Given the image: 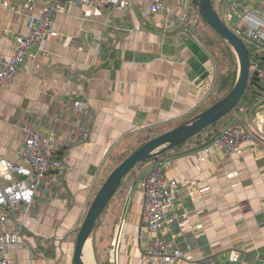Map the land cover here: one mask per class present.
<instances>
[{"label": "crops", "instance_id": "0c3cea01", "mask_svg": "<svg viewBox=\"0 0 264 264\" xmlns=\"http://www.w3.org/2000/svg\"><path fill=\"white\" fill-rule=\"evenodd\" d=\"M6 1L10 7H0L3 58L14 54L16 35L30 32L33 16L47 3L37 0L30 11L25 0ZM151 1L67 3L54 16L59 35L34 46L17 75L0 90V156L17 162L16 149L27 138L21 126L29 124L43 134L60 135L56 154L64 164L63 171L38 189L30 211L21 209L23 241L30 248H9L7 256L14 264H73L81 223L120 160L147 138L213 105L218 75L210 51L213 35L198 20L197 6L190 0L189 17L181 24L166 14L147 12ZM225 1L222 18L230 28L241 24L245 12L264 21V0H234L239 4L229 7ZM164 2L182 5V0ZM261 76L264 80V72ZM74 100L86 103V117H78ZM236 110L245 111L243 124L257 142L244 146L242 156L210 146L230 114L238 113L233 111L212 140L205 142L209 128L204 129L159 158L175 161L166 177L182 182L173 208L200 225L189 231L170 222L162 231L167 241L191 251L192 261L176 264H264V132L259 130H264V95ZM78 119H87V134L74 127ZM69 137L74 143L65 142ZM154 161L136 166L122 180L93 235L90 264H144L148 233L137 236L136 231L143 226L141 184ZM107 241L112 245L105 250ZM232 251L240 252L236 262L228 259Z\"/></svg>", "mask_w": 264, "mask_h": 264}, {"label": "built area", "instance_id": "2783aa9c", "mask_svg": "<svg viewBox=\"0 0 264 264\" xmlns=\"http://www.w3.org/2000/svg\"><path fill=\"white\" fill-rule=\"evenodd\" d=\"M35 1V0H31ZM66 0H49L47 6L42 9L38 15L32 18V27L28 34L24 35L25 43L30 50L36 43L40 45L48 38H54L59 33L54 29V16L61 11V4ZM77 1V0H68ZM88 3L87 0H81ZM128 5L133 6L131 2ZM33 9V6L30 7ZM147 11L153 13H163L172 17L174 9L165 6L161 0H155L146 7ZM180 23H185L183 18L179 19ZM191 30H185L189 33ZM263 29L258 26H253L248 29V39L256 43L257 33L262 32ZM263 44V43H262ZM25 58L14 55L12 58H3L0 56V88L8 86L10 81L15 77L19 65H21ZM84 102L81 100L74 101V108L77 113L82 112V117L86 114L84 109ZM235 111V110H234ZM82 118V120H83ZM233 118L240 119L241 112L233 114ZM76 124H74V127ZM21 130L28 138L24 146L18 148L17 162H12L0 156V227H11V230L0 229V241H4L1 246L0 242V264H14L7 256L6 247L15 246L20 247L24 245L23 242V216L20 206L24 199L34 203L38 189L43 186V178L46 175H54L55 172L50 171V167H57L62 169L64 164L62 159L50 151L45 143L50 136L41 133L35 127L29 124H23ZM50 135V134H49ZM264 142V137H263ZM257 145L256 139L252 133L246 131L241 126L234 128L229 124L223 132L213 141V147H217L219 151L233 152L240 144ZM40 156L37 158L41 163L33 167L28 161L27 156ZM171 164V162L169 163ZM166 162L158 161L156 165L148 173L143 183V213L141 214L142 224L141 228H146L150 234L147 244L143 248L144 263L145 264H166L168 262L179 263V261H192L193 256L191 251H184L180 246L167 241L162 237V231L168 223L174 222L183 230L194 231L200 228V225H193L191 219L186 212H180L173 208L174 197L180 183L173 181L166 177L165 167ZM54 173V174H53ZM155 175L156 179L151 180ZM161 189L163 192V199L156 204V209L151 207L154 201L155 189ZM27 195V196H25ZM156 212V216H155ZM16 229L14 232L13 230ZM239 258L238 251H232L230 261H236ZM119 264V263H115Z\"/></svg>", "mask_w": 264, "mask_h": 264}, {"label": "water", "instance_id": "95a60500", "mask_svg": "<svg viewBox=\"0 0 264 264\" xmlns=\"http://www.w3.org/2000/svg\"><path fill=\"white\" fill-rule=\"evenodd\" d=\"M203 21L211 26L236 52L239 73L232 89L218 102L203 110L191 122L161 133L140 146L109 174L92 200L78 231L73 264H87L83 259L86 242L95 232L108 202L124 176L137 164L183 144L187 139L231 113L243 96L251 74V55L244 40L234 33L215 10L212 0H194Z\"/></svg>", "mask_w": 264, "mask_h": 264}, {"label": "bare ground", "instance_id": "6f19581e", "mask_svg": "<svg viewBox=\"0 0 264 264\" xmlns=\"http://www.w3.org/2000/svg\"><path fill=\"white\" fill-rule=\"evenodd\" d=\"M36 1L37 0H35L34 2L33 1H31V0H25V2L27 3V7H28V9L30 10V11H32L33 9H34V5H35V3H36ZM88 1V3H84V2H82L81 0H77V1H68V0H66V1H64L62 4H61V10L65 7V5L67 4V3H70V4H84V5H90V4H92V0H87ZM155 0H152V2H154ZM48 2H49V0H47V3H46V6H47V4H48ZM159 2H160V0H159ZM161 2L165 5V6H168V7H172L173 9H174V13H173V15H172V19H177V20H179L180 18H183L184 20H187L188 19V17H189V3H190V0H182V5L181 6H170V5H168V4H166L165 2H164V0H161ZM193 2H194V0H193ZM213 3V2H212ZM232 3H235L234 2V0H232V2H231V4ZM194 4L196 5V3L194 2ZM239 3L237 2V3H235V5H238ZM31 6H33V9H30V7ZM45 6V7H46ZM197 6V5H196ZM214 6V5H213ZM0 7H5V8H9L10 7V3L8 2V1H6V0H0ZM44 7V8H45ZM43 8V9H44ZM197 8H198V6H197ZM215 8V7H214ZM12 10H14L13 8H11ZM216 10V9H215ZM41 11V10H40ZM39 11V12H40ZM217 11V10H216ZM218 13V12H217ZM197 14H198V16L200 17V19L201 20H203L202 18H201V16H200V14H199V8H198V11H197ZM219 14V13H218ZM230 14V16H232L231 15V13H229ZM220 16V15H219ZM241 19H242V22H241V24L240 25H242V26H236V27H233V28H230L228 25V27L234 32V33H236L239 37H241L243 40H244V42L246 43H248V44H250V45H252L253 47H256L259 51H261L262 53H264V21L263 20H261V19H259L258 18V16L256 15V16H254V15H252L250 12H245V13H243V15L241 16ZM224 21V20H223ZM225 22V21H224ZM226 23V22H225ZM54 26V25H53ZM253 26H258V27H260V28H262L263 29V31L262 32H260V33H257V36H256V43H254V42H252V41H250L249 39H248V36H247V31H248V29L249 28H251V27H253ZM55 29V28H54ZM215 31V30H214ZM216 32V31H215ZM217 33V32H216ZM218 34V33H217ZM26 35V34H25ZM219 35V34H218ZM220 36V35H219ZM221 37V36H220ZM222 38V37H221ZM223 39V38H222ZM16 44H15V51H14V54L11 56V57H8V58H12L14 55H17V56H19V57H22V58H24V57H27L28 56V54H29V51L30 50H28V48H27V46H26V43H25V39H24V35H16ZM263 43V44H262ZM247 45V44H246ZM235 51V50H234ZM235 54H236V52H235ZM237 56V55H236ZM26 59V58H25ZM238 59V58H237ZM238 63H239V60H238ZM17 73H18V71H17ZM17 73L15 74V76L17 75ZM249 83V82H248ZM247 86H248V84H247ZM2 89H4V88H0V90H2ZM246 89H247V87H246ZM246 91V90H245ZM245 93V92H244ZM244 95V94H243ZM242 98V97H241ZM221 100V99H220ZM241 100V99H240ZM218 102V101H217ZM240 102V101H239ZM215 104V103H214ZM239 104V103H238ZM237 104V105H238ZM237 107V106H236ZM235 107V108H236ZM235 111H238V110H235ZM244 115H245V112H241V118L240 119H237V118H233V116H231V114H230V116L228 117L229 119L227 120V123H226V125H225V127L222 129V131L219 133V135L223 132V130L227 127V125L229 124L230 126H232V127H234V128H240L241 126L243 127V129L244 130H246V131H248V132H250V133H252L253 134V136L255 137V139H256V135H255V133L253 132V131H250V130H248L247 128H245V126H244V124H243V121H244ZM227 116V115H226ZM193 119H194V117H193ZM193 119H191V120H189L188 122H191ZM221 120V119H220ZM187 122V123H188ZM218 122V121H217ZM79 128L80 127H83L84 129H83V131H85V133L87 134V132L89 131L88 130V127H87V125L86 124H84L83 123V121L82 120H80V119H78V121H75L74 122ZM182 124H184V123H182ZM181 124V125H182ZM214 124V123H213ZM180 126V125H179ZM210 126V125H209ZM178 127V126H177ZM208 127V126H207ZM207 127H205L204 129H206ZM203 129V130H204ZM202 130V131H203ZM260 130V132L261 133H263L264 132V130H262V129H259ZM202 131H200V132H198L197 134H199V133H201ZM197 134H195V135H193V136H196ZM46 135H48V136H50V138L45 142V143H42V145H46L47 146V148L50 150V151H52L54 154H56V144H57V142H58V140H59V137H60V135H56V133L55 132H51L50 133V135L49 134H46ZM218 135V136H219ZM192 136V137H193ZM217 136V137H218ZM216 137V138H217ZM27 138H28V136H27ZM27 138H26V140H27ZM191 138V137H190ZM189 138V139H190ZM215 138V139H216ZM189 139H187V140H189ZM214 139V140H215ZM26 140H25V142H26ZM65 140V139H64ZM75 140V139H74ZM73 139H70V137L69 138H67V140H65V142L66 143H74L73 141H74ZM186 140V141H187ZM213 140V141H214ZM185 141V142H186ZM184 142V143H185ZM25 145V143L22 145V146H24ZM182 145V144H181ZM180 146V145H179ZM210 146H212L213 147V142L211 143V145ZM244 146H252L251 144H248V143H245V144H240V145H238L237 146V148H234L233 150V152H231V153H228L227 151H221V152H224V153H226V154H235V155H238V156H242V154H243V148H244ZM20 147V146H19ZM178 147V146H177ZM18 148V147H17ZM174 148H176V147H174ZM216 151H219V149L215 146V147H213ZM173 149V148H172ZM170 150V149H169ZM168 151V150H167ZM166 151V152H167ZM16 153L18 154V149H16ZM165 153V152H164ZM163 154V153H162ZM161 154V155H162ZM58 155V154H57ZM160 156V155H159ZM159 156H158V158H153V159H155V161H154V164H153V166H152V168L156 165V163L158 162V161H163V162H166L167 163V166L165 167V175H166V170H167V167H170V166H172V165H174V163H175V161L174 160H162V159H159ZM37 158H40V156H34V155H29V156H27V159H28V161L31 163V165L33 166V167H35L36 165H38L39 163H41V161H39ZM126 159V158H125ZM151 159V158H150ZM202 160H205V158L204 157H202L201 158ZM148 159H146L145 161H147ZM145 161H143V162H145ZM171 162V164H169ZM142 163V162H141ZM134 168V167H133ZM132 168V169H133ZM151 168V169H152ZM63 169H64V166H63V168L62 169H58L57 167H50V171L51 172H58V173H60L61 171H63ZM131 169V170H132ZM130 170V171H131ZM129 171V172H130ZM128 172V173H129ZM127 173V174H128ZM126 174V175H127ZM235 173L233 172V173H230L229 174V177H232L233 175H234ZM125 175V176H126ZM125 176H124V178H125ZM52 177V175H46L44 178H43V181L45 182V181H47V179L48 178H51ZM123 178V179H124ZM122 179V180H123ZM156 179V176L155 175H153L152 177H151V180H155ZM171 180H173V181H178V183H182L181 182V179L179 178V177H173V178H171ZM122 182V181H121ZM119 188V187H118ZM118 190V189H117ZM117 190H116V192H117ZM116 192H115V194H116ZM114 194V195H115ZM163 192H162V190L161 189H155V195H154V197H153V199H154V201L151 203V207L152 208H154V209H156V204L158 203V201L159 200H162L163 199ZM114 195H113V197H114ZM25 196H27V195H25ZM112 197V198H113ZM111 198V199H112ZM111 199H110V201H111ZM109 201V202H110ZM109 202H108V204H109ZM107 204V205H108ZM33 204H31L30 205V202L27 200V198H25L24 199V202H23V204L20 206V209H22L25 213H27V212H29L30 211V209H31V206H32ZM107 207V206H106ZM104 213V212H103ZM103 213H102V215H103ZM143 213V205H142V210H141V214ZM140 214V215H141ZM101 215V216H102ZM157 214H156V212H155V216H156ZM101 218V217H100ZM14 232L16 231V229H14L13 230ZM22 231H23V228H22ZM144 232H147L148 233V239H149V237H150V234H149V232H148V230L146 229V228H141V226H139L138 227V229H137V231H136V235L137 236H140L142 233H144ZM77 237H78V235H77ZM148 239H147V242H148ZM76 241H77V239H76ZM92 241H93V235H92V237L90 238V240H88L87 242H86V244H85V246H84V250H83V259H84V261L87 263V264H89V261H92L93 260V257H92V252H91V250H90V248H89V245H91V243H92ZM1 246H3L4 245V241L1 239ZM24 242V241H23ZM76 246V245H75ZM11 247H14L15 249H19V248H21V247H29L25 242H24V245L23 246H20V247H15V246H8V247H6V253H7V250L9 249V248H11ZM145 247V246H144ZM30 248V247H29ZM239 252V251H238ZM232 254V253H231ZM231 256V255H230ZM229 259V261H230V257L228 258ZM240 259V252H239V258L236 260V261H238ZM236 261H233V262H236ZM230 262H232V261H230ZM167 264V263H166Z\"/></svg>", "mask_w": 264, "mask_h": 264}, {"label": "trees", "instance_id": "16d2710c", "mask_svg": "<svg viewBox=\"0 0 264 264\" xmlns=\"http://www.w3.org/2000/svg\"><path fill=\"white\" fill-rule=\"evenodd\" d=\"M199 19H200V17H199ZM213 31H214V29H213ZM215 34H216V36L213 38V40H215V38H217L222 43L223 47L218 48V50L220 52V55H217L216 57H214L215 61H217V64H218V66H217L218 75H217V83H216V87H215V91L216 92H214V94H213V96L214 95L215 96L213 97L212 102H211L213 104L216 103L217 101H219L220 99H222L232 89V87L234 86V84L236 82L237 75L239 73V63H238V59H237V56L235 54L234 49L224 39H222L216 32H215ZM246 44H247V46L249 48L250 55H251L250 56L251 57V63H252L251 71H250L251 74H250V78H249V83H248L247 89H246L244 95L242 96L239 104L237 105L236 109L240 108L243 105L244 102H246V105L251 106V104H253L254 102H257L264 95V80H263V78L261 76L262 72H264V53L259 51L256 47H253L252 45L248 44L247 42H246ZM196 115H198V113H195L192 116H190L191 118H189L186 121H184V123L188 122L191 119H193V117H195ZM224 119L219 120L218 122H216L214 124H211L210 126H208L206 128V129H208V128L209 129H208V133H207L206 137L204 138L205 142H207L209 140H212L219 133L221 127H223L224 124H225V123L223 124ZM198 135H200V133L197 134L196 136H198ZM193 137H195V136H193ZM193 137H191L190 139H192ZM150 139L151 138H147L144 143H146ZM144 143H142L140 146H142ZM137 149H135V150H137ZM134 151H132L130 154H132ZM129 155L123 157L120 160V163L126 157H128ZM160 156H159V158H160ZM151 159H153V158H151ZM147 161H145V162H147ZM145 162L139 163L136 166H138L140 164H143ZM119 188H120V186H119ZM119 188H118V191H119ZM114 198H115V196L111 199V201L109 202V204L105 208L104 213L101 216L99 222L104 217L105 213L107 212L106 210L109 209V206L111 205V203L114 200ZM99 222L97 224V227L99 225ZM97 227H96V229H97ZM96 229H95V231H96ZM94 241H95V239H94V236H93V248L95 250L94 246H96V245H94ZM111 245L112 244L109 241H107L106 244L104 242L105 250L108 249L109 247H111Z\"/></svg>", "mask_w": 264, "mask_h": 264}, {"label": "rangeland", "instance_id": "374dc122", "mask_svg": "<svg viewBox=\"0 0 264 264\" xmlns=\"http://www.w3.org/2000/svg\"><path fill=\"white\" fill-rule=\"evenodd\" d=\"M215 1V6H216V9H217V11L220 13V15H221V17H222V13H223V2H222V0H214ZM231 2H232V0H226L225 1V3H226V5H227V7H229L230 5H231ZM152 3V1L149 3V4H151ZM148 4V5H149ZM148 5L146 6V7H148ZM146 7H145V9H146ZM146 11H147V9H146ZM147 12H149V11H147ZM150 14H157V13H153V12H149ZM57 14V13H56ZM163 14V13H162ZM230 14H228L227 13V18L230 20V18L232 17V16H229ZM223 19V18H222ZM172 20H174V19H172L171 18V21ZM198 20H200L199 18H198ZM202 22V27H208V29H209V31H210V33L213 35V38L216 36V34H215V32L213 31V29L211 28V26H209L207 23H205L203 20H201ZM235 22V21H234ZM239 26H242V25H239ZM197 32V34L200 36V38L202 39V41L204 42V35H203V33L201 32V30H200V28H198V30L196 31ZM26 34H28V33H26ZM36 45H38V46H40V44L39 43H36L34 46H36ZM33 46V47H34ZM32 47V48H33ZM220 47H223V45H222V43L217 39V38H215V40H213V41H211L210 42V51H211V53H212V55H214V57H216L217 55H220V52H219V50H218V48H220ZM31 48V49H32ZM30 49V50H31ZM24 63V62H23ZM22 63V64H23ZM216 63H217V61H216ZM21 64V65H22ZM21 65H19V67L21 66ZM217 66H218V64H217ZM19 67H18V69H19ZM238 76V75H237ZM12 81V80H11ZM10 81V82H11ZM9 85V84H8ZM74 101H76V100H74ZM74 101H73V103H72V108L74 109V111L76 112V110H75V108H74ZM81 101H83V100H81ZM84 102V101H83ZM84 109H86V114H84L83 116L84 117H86L87 116V114H88V112H87V107H86V103L84 102ZM207 107V105H205V107L204 108H206ZM234 110H236V108L234 109ZM245 112V111H244ZM77 113V112H76ZM78 114V117L80 118V116L82 115V112H79V113H77ZM222 119H224V118H222ZM221 119V120H222ZM86 121H87V119H85L84 121H83V123L84 124H86ZM80 129H84L83 127H80ZM257 143V142H256ZM171 150V149H170ZM150 163H151V159H149L148 160V164L146 165V166H150ZM145 166V167H146ZM151 171V168L149 169V171H148V173ZM56 173V172H55ZM148 173L144 176V178H143V181H142V188H143V183H144V181H145V178L147 177V175H148ZM233 173V172H232ZM54 174V173H53ZM118 191V190H117ZM117 193V192H116ZM115 196V195H114ZM107 211V210H106ZM141 221H142V219H141ZM186 229H187V227H186ZM162 237H163V235H162ZM92 244H93V241H92V243H91V245H89V248H92ZM92 251H93V254H94V252H95V250L92 248ZM92 254V255H93ZM96 257V260H97V256H95ZM168 263H172V262H168ZM167 263V264H168ZM90 264V263H89ZM145 264V263H144Z\"/></svg>", "mask_w": 264, "mask_h": 264}, {"label": "clouds", "instance_id": "9594fccd", "mask_svg": "<svg viewBox=\"0 0 264 264\" xmlns=\"http://www.w3.org/2000/svg\"><path fill=\"white\" fill-rule=\"evenodd\" d=\"M232 112H233V111H232ZM232 112H231V113H232Z\"/></svg>", "mask_w": 264, "mask_h": 264}]
</instances>
